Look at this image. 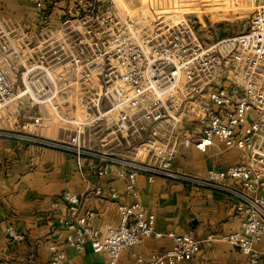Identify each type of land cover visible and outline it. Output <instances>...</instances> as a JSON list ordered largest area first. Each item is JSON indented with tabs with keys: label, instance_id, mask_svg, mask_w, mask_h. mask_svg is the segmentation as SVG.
Returning <instances> with one entry per match:
<instances>
[{
	"label": "built area",
	"instance_id": "built-area-1",
	"mask_svg": "<svg viewBox=\"0 0 264 264\" xmlns=\"http://www.w3.org/2000/svg\"><path fill=\"white\" fill-rule=\"evenodd\" d=\"M55 2L35 0L38 29L29 30L0 16V112L23 94L14 95V75L20 70L27 89L31 88L27 76L37 71L32 85L39 97L32 100L44 110L40 121L51 119L48 105L57 120L73 125L74 135L67 142L21 137L74 153L80 166L85 158L99 160L98 175L115 166L117 175L128 178L126 201L110 189L117 200L119 224H107L102 234L92 225L96 212L88 209L64 221L67 244L82 250L89 242L95 252L107 255L106 264H181L218 240L236 247L247 264H264V247L258 246L264 239V6L248 33L207 44L196 36L195 20L147 21L132 17L128 10V15L124 10L119 16L109 11L101 16L65 14L61 26L53 28L50 17ZM97 59L101 60L94 66ZM95 88L100 91L91 97ZM191 115L202 125L198 149L222 145L241 151L242 159L225 169H210L204 176L176 170L174 153L180 144H191L189 137L181 138L179 126ZM11 134L0 131L2 136ZM84 135L104 138L101 149L85 146ZM108 137L117 147L123 145L121 137H141V142L129 145L136 152L140 148L147 158L108 151ZM139 174L236 199L244 215L239 230L204 238L156 230L155 214L138 200ZM63 200L72 212L80 203L77 194L69 191ZM7 234L15 243L24 239L12 226ZM149 237H168L172 246L148 253L135 250ZM124 251H130L131 261L122 260ZM50 254L49 264H63L61 248L52 245Z\"/></svg>",
	"mask_w": 264,
	"mask_h": 264
},
{
	"label": "crops",
	"instance_id": "crops-1",
	"mask_svg": "<svg viewBox=\"0 0 264 264\" xmlns=\"http://www.w3.org/2000/svg\"><path fill=\"white\" fill-rule=\"evenodd\" d=\"M66 2L56 0L50 17L53 28L61 26L65 11L63 3ZM0 16L8 22L21 23L29 30L40 27L35 0H0ZM29 104L24 100L16 104L21 106V121H18L25 128L22 134L62 142L74 135L73 125L55 118L37 126L30 124V118L22 109ZM79 109L75 110L77 114ZM69 112L72 114L73 109ZM179 130L181 138L191 139L190 145L180 144L173 155V167L180 172L204 176L210 169H225L243 157L241 151L222 145L209 146L206 151L198 149L196 142L202 125L197 117H186ZM22 134L0 135V264H49L52 245L65 252L63 264H106L107 255L95 252L89 242L82 250L69 246L63 223L91 209L96 212L92 225L102 234L107 224L117 226L120 214L110 189L118 191L120 200L126 201L127 176L117 175L115 166L109 167L106 174L98 175L99 160L85 158L80 166L74 153L30 142L23 139ZM120 139L123 145L117 147L115 140L108 137L107 150L120 156L147 158L140 148L136 152L129 145L135 141L138 144L141 137ZM103 141L101 137L83 136V143L88 147L101 149ZM100 188L102 193L97 194L96 190ZM136 188L140 203L155 214L156 230L160 232L174 231L196 238H204L210 233L219 236L239 230L244 216L237 208L236 199L219 191L170 181L161 176L151 180L144 174L137 176ZM67 191L77 194L80 199L73 212L63 200ZM9 226L24 239L12 242L7 234ZM171 246L168 237H149L135 250L148 253L168 250ZM258 246L264 247V239ZM121 258L131 261L130 251H124ZM181 264H247V258L233 245L216 240L204 245L191 261Z\"/></svg>",
	"mask_w": 264,
	"mask_h": 264
},
{
	"label": "rangeland",
	"instance_id": "rangeland-1",
	"mask_svg": "<svg viewBox=\"0 0 264 264\" xmlns=\"http://www.w3.org/2000/svg\"><path fill=\"white\" fill-rule=\"evenodd\" d=\"M63 3L65 11L63 15L74 13L79 17L83 13L93 16L110 14L121 15V12L128 11L132 17H141L147 21L157 18L166 20H180L183 18L195 22V33L199 40L212 44L220 40L232 39L244 33H248L253 26L258 10L264 6V0H65ZM92 8H94L92 10ZM70 10V11H69ZM128 10V11H127ZM130 15V14H129ZM170 17V18H169ZM150 28V25L148 29ZM150 30V29H149ZM34 45V44H33ZM97 59L94 62L96 66ZM37 71L30 73L26 81H30L31 88H23V78L20 70L14 75V95L19 96L13 104L7 106L0 112V131L22 134L25 130L19 123L21 118V106L16 105L21 100L28 101V106H23L25 114L30 118L28 122L37 126L41 117L45 115L43 108L32 97L38 99L39 93L33 87V81L37 80ZM26 90V91H25ZM98 88L91 90V97H96ZM46 112L51 118H55L52 107L46 105ZM79 109V107H78ZM68 110V109H67ZM79 116L82 110H78ZM56 119V118H55ZM19 120V121H18ZM18 121V122H17ZM48 123V122H47ZM68 124V123H66ZM71 125V124H68ZM12 129V130H11ZM24 129V130H23ZM27 130V129H26ZM100 140V139H97Z\"/></svg>",
	"mask_w": 264,
	"mask_h": 264
}]
</instances>
